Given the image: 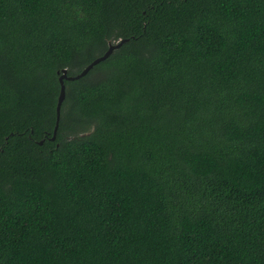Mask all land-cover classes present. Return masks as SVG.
<instances>
[{
  "label": "trees",
  "instance_id": "1",
  "mask_svg": "<svg viewBox=\"0 0 264 264\" xmlns=\"http://www.w3.org/2000/svg\"><path fill=\"white\" fill-rule=\"evenodd\" d=\"M0 264H264V0H0Z\"/></svg>",
  "mask_w": 264,
  "mask_h": 264
},
{
  "label": "water",
  "instance_id": "2",
  "mask_svg": "<svg viewBox=\"0 0 264 264\" xmlns=\"http://www.w3.org/2000/svg\"><path fill=\"white\" fill-rule=\"evenodd\" d=\"M127 40H122L121 42H118L116 44L109 43V48L105 52V54L101 57L96 58L90 65H88L79 75L76 76H68L67 75V70L63 69L62 70V75L59 78V88H60V95H59V100H58V105H57V122L54 130V134L51 138L52 141L56 139V132L59 126V120H60V113H61V106L62 103L65 99L66 96V88L64 86L65 80L73 81L76 79H80L81 77H84L95 65L99 64L102 61H105L108 59L115 50L119 49L123 43H125ZM43 141L39 142V144H42Z\"/></svg>",
  "mask_w": 264,
  "mask_h": 264
}]
</instances>
